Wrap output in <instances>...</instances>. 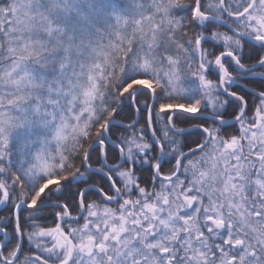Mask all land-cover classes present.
I'll return each mask as SVG.
<instances>
[{
	"label": "snow or ice",
	"instance_id": "6c2138e0",
	"mask_svg": "<svg viewBox=\"0 0 264 264\" xmlns=\"http://www.w3.org/2000/svg\"><path fill=\"white\" fill-rule=\"evenodd\" d=\"M0 264H264V0H0Z\"/></svg>",
	"mask_w": 264,
	"mask_h": 264
}]
</instances>
